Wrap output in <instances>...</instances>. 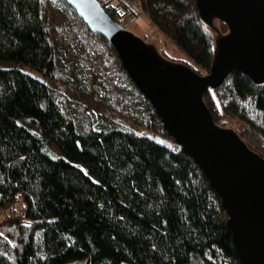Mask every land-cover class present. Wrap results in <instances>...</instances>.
I'll use <instances>...</instances> for the list:
<instances>
[{
    "label": "trees",
    "instance_id": "16d2710c",
    "mask_svg": "<svg viewBox=\"0 0 264 264\" xmlns=\"http://www.w3.org/2000/svg\"><path fill=\"white\" fill-rule=\"evenodd\" d=\"M56 2L54 12L48 0H0V264H238L226 214L198 165L166 136L114 49ZM128 4L127 20L141 11L187 57L176 61L208 70L214 32L193 0ZM82 73L116 114L108 124H92L86 105L49 87L50 79L83 93ZM202 100L216 125L264 142V83L233 70ZM135 103L139 129L128 115Z\"/></svg>",
    "mask_w": 264,
    "mask_h": 264
},
{
    "label": "water",
    "instance_id": "95a60500",
    "mask_svg": "<svg viewBox=\"0 0 264 264\" xmlns=\"http://www.w3.org/2000/svg\"><path fill=\"white\" fill-rule=\"evenodd\" d=\"M62 1L114 49L166 136L198 165L226 214L238 264H264V158L235 131L216 125L202 100L233 70L264 83V0H193L198 19L214 32L203 74L164 58L153 43L114 22L97 0Z\"/></svg>",
    "mask_w": 264,
    "mask_h": 264
},
{
    "label": "rangeland",
    "instance_id": "374dc122",
    "mask_svg": "<svg viewBox=\"0 0 264 264\" xmlns=\"http://www.w3.org/2000/svg\"><path fill=\"white\" fill-rule=\"evenodd\" d=\"M48 3L54 12L58 11V9L61 8V5L57 3L56 0H48ZM213 24L216 26L214 22ZM122 26H125L126 29L130 30L135 35L139 34L137 36L141 38L143 36L142 33L144 32L143 33L144 41L153 43L159 52H160L161 47L165 48V53L162 56L166 59L176 61V60H184L187 58L183 53L178 51L172 43H169V41H167L162 35L158 34L156 30L152 28L146 22L145 18L126 20L124 23H122ZM67 38L68 37L66 34L63 35L65 45L70 46L67 42L68 40ZM77 52H79V47L77 46V48H74V45H71L70 57H79V53ZM91 68L96 72L99 71V68L94 63L92 64ZM27 70L29 72H32L28 68ZM85 75H86L85 73H82V77H83L82 81L85 83V88L83 90V93L77 91L75 87L66 85L65 83H57L50 79L48 80V84L50 88L61 90L64 93V95L67 98H69L72 102L82 103L86 105V114L91 119L92 124H96L101 121L108 124L110 121H113L117 116L110 109V106H108V101L105 97V93L103 94V96L101 95L102 89L100 87L93 85V88H94L93 92L89 91V80L85 77ZM58 104H60V101H58ZM128 115H135L137 117V120L131 121L130 123L137 129L141 128L140 104L139 103H135L132 106V109L128 111ZM239 126H240L239 122H232L230 127L237 129ZM239 137L243 141L249 143V145L252 148L251 150L264 156V142L258 136H256L253 132H251L250 130L244 129L242 130V133L239 135ZM10 222H7L6 226H9ZM8 231L9 230H7V232ZM64 264H83V260L82 259H70L66 261Z\"/></svg>",
    "mask_w": 264,
    "mask_h": 264
},
{
    "label": "built area",
    "instance_id": "2783aa9c",
    "mask_svg": "<svg viewBox=\"0 0 264 264\" xmlns=\"http://www.w3.org/2000/svg\"><path fill=\"white\" fill-rule=\"evenodd\" d=\"M100 6L105 8V13L110 17L111 14L114 16L112 20L117 24L121 25L124 21L128 19V13L130 12L129 2L130 0H97ZM135 18L141 19L144 18L143 13L137 12Z\"/></svg>",
    "mask_w": 264,
    "mask_h": 264
},
{
    "label": "crops",
    "instance_id": "0c3cea01",
    "mask_svg": "<svg viewBox=\"0 0 264 264\" xmlns=\"http://www.w3.org/2000/svg\"><path fill=\"white\" fill-rule=\"evenodd\" d=\"M144 33V32H143Z\"/></svg>",
    "mask_w": 264,
    "mask_h": 264
}]
</instances>
